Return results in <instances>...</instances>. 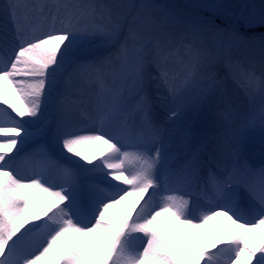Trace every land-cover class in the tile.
<instances>
[{
	"label": "snow or ice",
	"instance_id": "6c2138e0",
	"mask_svg": "<svg viewBox=\"0 0 264 264\" xmlns=\"http://www.w3.org/2000/svg\"><path fill=\"white\" fill-rule=\"evenodd\" d=\"M244 7L246 29L264 27ZM0 17V264H264V166L171 126L230 79L264 130V33L253 48L165 0H0Z\"/></svg>",
	"mask_w": 264,
	"mask_h": 264
},
{
	"label": "bare ground",
	"instance_id": "6f19581e",
	"mask_svg": "<svg viewBox=\"0 0 264 264\" xmlns=\"http://www.w3.org/2000/svg\"><path fill=\"white\" fill-rule=\"evenodd\" d=\"M223 3V5L229 7L221 10L223 12H230L239 5L240 0H225ZM257 6L260 11L264 9V0H258ZM0 19H2V17H0ZM251 47L258 48L259 39H256V41L251 44ZM255 59L258 62L260 58L257 55ZM256 71L257 73L260 72L259 63L256 65ZM223 75L224 73L221 72V76ZM235 88L237 89H234L231 81L226 80L225 88L222 93L223 99L218 96L199 109L181 112V114L175 118L171 126L179 129L187 124H191L197 133L196 141L205 144L206 152L211 151L213 148L217 149L224 157L223 163L230 162L235 155L239 159L241 165H246L250 168H260L264 166V130L261 129L258 118L259 114L257 109L259 107V98L257 97L255 103H251L239 87ZM224 101L231 103L235 110L233 121L230 124L225 123V121L218 116V113L223 108ZM155 106L157 111H161L158 103H156ZM209 106L218 110L216 114L210 113ZM0 107L6 106L0 105ZM9 111L11 110L9 109ZM252 113H256L257 119L255 123L249 124L247 122V117ZM217 120L219 121L218 123ZM161 122H163L162 117ZM47 142V137H36L25 146V149L33 145L40 146ZM106 147V145L97 142L92 145H85L82 150L89 156H99ZM237 149L238 152L236 151ZM205 158H207V156ZM112 211L115 215L119 212V209H114ZM224 223L225 219L223 217H218L210 222L204 231L206 234L210 230L218 232Z\"/></svg>",
	"mask_w": 264,
	"mask_h": 264
},
{
	"label": "rangeland",
	"instance_id": "374dc122",
	"mask_svg": "<svg viewBox=\"0 0 264 264\" xmlns=\"http://www.w3.org/2000/svg\"><path fill=\"white\" fill-rule=\"evenodd\" d=\"M223 1L225 0H165L166 3L173 4L176 6H179L181 9H183L186 12L193 13L199 11L201 15L207 17V18H212L215 19L217 22L216 24L220 25L223 28H228L231 26L236 27L240 32L244 33L245 35H252L255 34L257 39L259 37L260 33H264V27L256 25L253 27L251 31H248L246 29V26L244 24V17L248 15L252 9L250 8H245V5H254L255 6V11L257 13L260 12L259 8H257V1L258 0H240L239 5L232 11L230 12H223L222 10L218 12H210L206 10H199V9H193L189 7H185L188 5H193V4H204V3H220L224 4ZM243 14V15H241ZM239 26V27H238ZM228 81H231L230 79ZM232 82V81H231ZM232 85L234 86V89H237V87L233 82ZM158 103V102H157ZM210 113L216 114L218 110L212 108L209 106ZM219 121L217 120V123ZM39 146H37L38 148Z\"/></svg>",
	"mask_w": 264,
	"mask_h": 264
}]
</instances>
